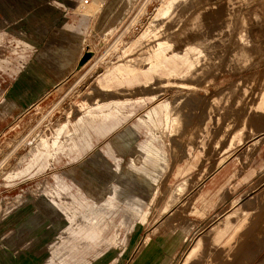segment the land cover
Wrapping results in <instances>:
<instances>
[{
  "label": "rangeland",
  "instance_id": "1",
  "mask_svg": "<svg viewBox=\"0 0 264 264\" xmlns=\"http://www.w3.org/2000/svg\"><path fill=\"white\" fill-rule=\"evenodd\" d=\"M61 29L78 65L32 107L16 106L13 80ZM38 69L32 78L43 84ZM120 129L138 150L149 141L164 156L131 161L156 187L148 199L130 196L135 211L128 196L111 197L116 187L95 203L65 171ZM263 135L264 0H0V224L23 208L0 226L10 229L0 236L3 257L43 245L48 264H89L112 246L113 260L133 218L129 227L138 220L146 240L158 224L159 252H143L141 264H264ZM186 161L175 192L173 170ZM40 213L66 220H34ZM39 225L52 235L38 241L15 230ZM183 235V250L170 252Z\"/></svg>",
  "mask_w": 264,
  "mask_h": 264
},
{
  "label": "crops",
  "instance_id": "2",
  "mask_svg": "<svg viewBox=\"0 0 264 264\" xmlns=\"http://www.w3.org/2000/svg\"><path fill=\"white\" fill-rule=\"evenodd\" d=\"M70 36V34L62 29L55 30L38 43L39 46L36 48L30 61V67L21 72V74L19 73L10 86L9 93L16 106L22 109L32 107L46 92L68 77L73 68H76L80 58H77V60L74 59L76 55L72 52L73 41ZM35 66L39 68L37 77L42 81L44 87L43 84H38L32 78V69ZM126 136V133L121 129L112 132L103 141L100 140L96 143L81 159L69 163L65 169L68 176L72 179V182L83 194L95 203L105 198L112 187H116L119 192L121 191L119 193L121 199L134 195L144 200L148 199V197L152 196L155 192V182L139 172L138 174L137 170L131 166L130 163L133 159L136 162L141 160V151L137 148L139 142H129ZM192 150L193 148H188L190 156L194 159L195 155ZM138 156L140 159H138ZM192 164V162L186 161L179 165L177 169L173 170V175L175 177L181 176V179L174 185L175 192L176 185L184 182L185 177H183V175L192 167ZM47 205L51 204L47 202ZM22 209L23 208H14L4 215L1 218L3 223L0 224V226L4 223H9L14 217V213H19L23 211ZM56 211L63 215L58 210ZM42 218V213H40L34 220H50L51 222L52 220H66L64 216L63 218H59L58 215L54 218L53 216L46 217V219ZM24 219L25 216L18 220L24 221ZM132 220V218L125 219V221L129 223L126 224V226L128 225V233L126 235V243L121 246L118 251V257L113 260L112 257H106L107 253H117L111 246L104 249L102 253L98 257L92 259L89 264H141L143 252H148L150 254L159 252L158 238H156L157 236L153 233L154 229L158 227V224H154L150 227L149 237L146 240L145 237L148 234L143 232L142 225L140 226V224H138V220H135L131 227H129L131 224L130 221ZM50 225L53 227L52 224ZM12 228L14 229V227ZM9 230L10 229H8V231ZM15 230H18L17 233L19 236L32 234V237L39 238L38 241L42 237L51 236L54 231L53 229L41 225L33 228L32 231L28 230V233L24 228H17ZM3 231L4 229H0L1 237L6 236L8 233V231H6L7 233L5 231L2 233ZM50 232L52 233L50 234ZM172 235L173 234H166L165 236ZM168 238L169 237H167V239ZM187 241L188 238L185 235L181 236L177 240V246L170 249V252H181ZM200 242V238L196 239L195 244L192 243L183 255L184 258H186L187 254L193 255L197 251ZM104 245L99 246L100 249L104 248ZM46 251H48V248H46V246L43 247V245H39L38 248L33 249V251L31 250V245L28 244L27 247L23 245L21 250L16 251L15 255H11L9 251H6L3 257L1 253L0 264H48L47 259L49 254L47 255ZM123 253H128V256L122 255ZM150 254L144 255L146 259L151 258ZM192 255L189 257V261Z\"/></svg>",
  "mask_w": 264,
  "mask_h": 264
},
{
  "label": "bare ground",
  "instance_id": "3",
  "mask_svg": "<svg viewBox=\"0 0 264 264\" xmlns=\"http://www.w3.org/2000/svg\"><path fill=\"white\" fill-rule=\"evenodd\" d=\"M259 2V1H258ZM243 7V6H242ZM223 8V7H222ZM246 8V7H245ZM180 9V8H179ZM169 11V10H168ZM167 12V9L165 8V7H161L159 10H158V12L156 13V15H155V17H159V16H161L162 14H165ZM242 12V11H241ZM221 13V12H220ZM240 13V12H239ZM222 14V13H221ZM245 14V13H244ZM151 15H153V14H151ZM237 15V14H236ZM246 15V14H245ZM179 16V15H178ZM222 18V17H221ZM234 18V17H233ZM150 19V18H149ZM179 19V18H178ZM161 20V19H160ZM233 20V19H232ZM231 20V21H232ZM156 22V21H155ZM161 23V22H160ZM154 24V20L153 21H151L150 23H149V25H148V28H146V31H145V34H147L149 31H151L152 29H151V27H153V26H155V25H153ZM157 25V24H156ZM165 26V25H164ZM171 26V25H170ZM221 26V25H220ZM246 26V25H245ZM237 27V26H236ZM172 28V27H171ZM155 29V28H154ZM162 29V28H161ZM236 31V30H235ZM140 32V31H139ZM159 32V31H158ZM164 32H166V31H164ZM225 33V32H224ZM231 33V32H230ZM227 34V33H226ZM233 34H235V32H233ZM163 35V34H162ZM161 35V36H162ZM225 35V34H224ZM145 36V35H144ZM167 36H170V35H167ZM234 36V35H233ZM163 38H165V37H163ZM233 38V37H232ZM158 39V38H157ZM161 39V38H160ZM255 40V39H254ZM249 41V40H248ZM151 42V41H150ZM238 44V43H237ZM150 45V44H149ZM232 45V44H231ZM143 46V45H142ZM227 46V45H226ZM147 47V46H146ZM203 47V46H202ZM226 48V47H225ZM233 51V50H232ZM206 54V53H205ZM141 64V63H140ZM161 65L163 64V63H160ZM164 65H165V63H164ZM98 69V68H97ZM168 70V69H167ZM96 71V70H95ZM123 71V70H122ZM91 72V71H90ZM101 72V71H100ZM96 73V72H95ZM99 73V72H98ZM192 73V72H191ZM93 74V73H92ZM116 74V73H115ZM119 78V77H118ZM107 79V78H106ZM105 79V80H106ZM97 81V80H96ZM178 81V80H177ZM179 82V81H178ZM92 87V86H91ZM90 87V88H91ZM94 88V87H93ZM92 89V88H91ZM186 93V92H185ZM182 95V94H181ZM88 112V111H87ZM175 128V127H174ZM101 130H108V128H105V127H101L100 128ZM176 129V128H175ZM174 129V130H175ZM105 131H102V132H105ZM264 136V135H263ZM67 137V136H66ZM264 138V137H263ZM61 141V140H60ZM43 143V142H42ZM55 150V149H54ZM208 150V149H207ZM244 150V149H243ZM139 151H141V157H143L144 155H152L155 159H156V162L157 163H162L163 162V159H164V156H163V152L162 151H160L159 149H157L151 142H149V141H147V142H145L144 144H143V146L141 147V149L139 150ZM238 154V153H237ZM182 156V155H181ZM75 158V157H74ZM226 159V158H225ZM49 160V159H48ZM77 161V160H76ZM75 162V161H74ZM131 166L135 169V170H137V173L139 172V173H141V174H143V175H145L146 177H148L149 179H151L152 181H154V179H155V177L153 176V174L152 173H150V172H148V171H146V170H144V169H139V168H137V166L135 165V164H131ZM177 169V168H176ZM133 170V169H132ZM135 172V171H134ZM177 172V171H176ZM138 173V174H139ZM147 178V179H148ZM148 179V180H149ZM195 179H197V178H195ZM150 180V181H151ZM188 181V180H187ZM198 181V180H197ZM200 181V180H199ZM195 182V181H194ZM192 183V182H191ZM190 183V185H192ZM191 188H193V187H191ZM182 189H183V183L181 182V183H179V184H177L176 185V192H181L182 191ZM189 191V190H188ZM121 192V191H120ZM119 191H118V189L117 188H114L113 189V193L111 194V197L112 198H115V197H117L118 195H119V193H120ZM186 192V191H185ZM109 195H110V193H109ZM131 195V194H130ZM133 195V194H132ZM134 196V195H133ZM134 198H138V197H134ZM139 201H137L136 203L135 202H133L132 200H131V198H130V196H128V201H127V204H128V206L130 207V209L131 210H136V207H137V205L139 204L138 203ZM101 205V204H100ZM100 205H98V207L100 206ZM145 205V204H144ZM102 206V205H101ZM181 206V205H180ZM180 209V208H179ZM100 210V209H99ZM103 211H104V208H103ZM239 214V213H238ZM255 214V213H254ZM222 218V217H221ZM133 219V218H132ZM220 219V218H219ZM168 220V219H167ZM165 222V221H164ZM217 223V222H216ZM210 227V226H209ZM211 233V232H210ZM195 236V235H194ZM207 237V236H206ZM209 237H210V235H209ZM207 239V238H206ZM211 241V240H210ZM60 250V249H59ZM55 253V252H54ZM63 253V252H62ZM61 253V254H62ZM182 260V259H181Z\"/></svg>",
  "mask_w": 264,
  "mask_h": 264
}]
</instances>
